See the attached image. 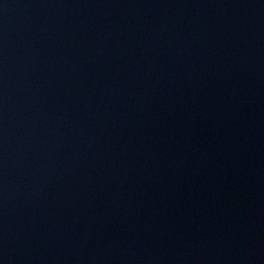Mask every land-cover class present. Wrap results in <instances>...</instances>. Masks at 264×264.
<instances>
[{"label":"water","instance_id":"obj_1","mask_svg":"<svg viewBox=\"0 0 264 264\" xmlns=\"http://www.w3.org/2000/svg\"><path fill=\"white\" fill-rule=\"evenodd\" d=\"M0 264H264V0H0Z\"/></svg>","mask_w":264,"mask_h":264}]
</instances>
